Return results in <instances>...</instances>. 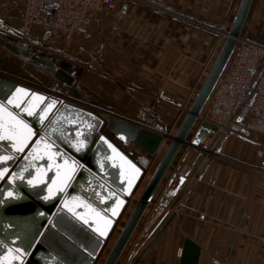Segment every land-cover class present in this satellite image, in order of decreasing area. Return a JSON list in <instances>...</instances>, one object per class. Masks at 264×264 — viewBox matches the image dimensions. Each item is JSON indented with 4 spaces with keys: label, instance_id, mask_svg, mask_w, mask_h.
<instances>
[{
    "label": "crops",
    "instance_id": "crops-1",
    "mask_svg": "<svg viewBox=\"0 0 264 264\" xmlns=\"http://www.w3.org/2000/svg\"><path fill=\"white\" fill-rule=\"evenodd\" d=\"M4 1L3 12H19L20 16V4ZM238 7L239 0H132L128 14L120 22L105 23L101 63L83 73V98L65 95L61 91L64 84L57 79L51 87H42L22 80L9 69L0 72L91 109L106 107L111 96L152 102L161 116L169 118L167 125L175 133L205 81L204 64L218 42L225 43L222 29H230ZM109 13L104 11L99 16ZM245 26L260 31L264 37V0H254ZM5 33V37L16 38L9 31ZM9 54L8 51L6 56ZM10 59L13 60L11 56ZM127 113L124 110L121 114ZM196 125L197 132L180 150L118 264H135L174 213L176 217L145 255L147 262L179 264L178 253L189 236L201 247L198 264H264V163L257 155L259 139L248 131L234 129L225 134L210 133L205 143L196 144L194 138L202 123L197 121ZM216 134L220 138L214 146L219 151L207 152L208 142ZM125 148L131 149L134 158L147 167L136 191L138 197L161 157H149L135 145ZM188 165H193L194 170L184 177L181 172ZM133 202L124 209L97 264H103Z\"/></svg>",
    "mask_w": 264,
    "mask_h": 264
},
{
    "label": "water",
    "instance_id": "water-1",
    "mask_svg": "<svg viewBox=\"0 0 264 264\" xmlns=\"http://www.w3.org/2000/svg\"><path fill=\"white\" fill-rule=\"evenodd\" d=\"M253 3L254 0L240 1L228 31V38L174 135L159 134L141 128L132 121L113 116L106 111H97L82 106L58 94L0 74V103L7 104V99L12 98L17 88L25 89L29 95L22 98L21 108L8 107L32 127L36 133L33 140L40 136H47L52 127L57 128L58 131L51 134L49 141L54 142L55 150L62 154V160L57 162L62 163L63 160H67L69 164L75 162L76 165L72 180L69 181L65 190L57 192L55 191L57 185H52L53 196L48 200L44 197L49 195L48 185L51 184V178H55V169L48 173L47 183L36 188L27 184V179L35 175V169H30V173H25L24 181L9 184L7 176L4 181H0V264H97L123 217L124 209L130 203L147 171V167L137 161L131 149L127 150L125 146L135 145L140 151L153 157L159 152L163 141L168 136L171 138L168 147L103 262V264H118L149 204L181 148L186 144L187 138L225 70L238 39L242 35ZM44 9L53 14L54 21V8L44 7ZM0 44L5 45L22 59L53 74L66 86L73 87L76 84L75 74L78 68L71 61L60 59L51 53L26 48L27 42L11 36L6 39L0 37ZM263 69L264 67L251 91L262 75ZM74 91L73 97L83 98V95L76 89ZM33 94L45 98L40 109L51 101L56 102L43 123L39 121L40 109H37L36 116H27L22 112L23 107L31 101ZM247 110L248 106L243 114ZM131 119L136 120L137 118L131 115ZM49 121L55 123L50 125ZM89 125L92 127L90 128ZM166 129L168 131V126ZM235 129L238 127L236 126ZM210 132L218 133L219 127L212 122L205 121L194 138V142L203 143ZM80 140L84 141L85 147L81 151H76L73 145H77ZM105 140L108 143H105ZM0 143L4 144V147L0 148V155L20 157L8 162L9 175L12 172H18L27 163L22 159L24 154L14 153L8 142ZM109 144L128 163L121 161L112 148L108 147ZM31 146L30 144L29 147ZM27 151L28 149L25 150ZM41 164L46 165L47 161L37 162L38 166ZM9 191L17 198H10ZM101 196L105 198L104 202H101ZM73 197L79 199L73 200ZM81 201L83 204L91 205V208L112 221L107 228L106 236H100L97 231H94L97 227L103 229L104 222L90 209L84 207ZM120 201L123 203L120 204ZM70 208L72 211H69ZM113 210H115V215ZM74 212L89 222L85 224L83 219H78L77 215L73 214ZM175 217L176 213L169 217L156 237L136 258L135 264H153L144 260V257ZM200 252L201 247L191 237H186L179 264H198ZM14 257L19 259H14Z\"/></svg>",
    "mask_w": 264,
    "mask_h": 264
},
{
    "label": "built area",
    "instance_id": "built-area-1",
    "mask_svg": "<svg viewBox=\"0 0 264 264\" xmlns=\"http://www.w3.org/2000/svg\"><path fill=\"white\" fill-rule=\"evenodd\" d=\"M131 1L7 0L9 4H20L22 7L19 19H17L18 22L11 25L13 32L10 33L17 39L22 38L29 42L54 41L58 37L70 42L75 36L85 33L92 21L104 11H109L119 17L127 15ZM44 7L54 8V21L52 19L53 14L46 11ZM228 31L226 28L222 29V39L224 41L228 38ZM223 43L222 41L218 42L212 54L208 57L204 64L203 74L208 73L212 68ZM263 67L264 43L252 40L246 35H241L198 121L201 123L209 121L218 125V133L225 134L234 130L236 126L239 130L248 131L253 138L259 139L257 155L264 163V69L251 91ZM247 106L248 110L243 114ZM108 112L130 121L133 120L129 119V116L120 115L112 109ZM134 116L137 118L134 122L141 128L159 134L170 133V131H166L167 124L158 115L153 114L149 107L142 108L140 113ZM208 138L209 136L204 143ZM168 139L167 136L161 147ZM193 170L194 166L188 165L182 170L181 174L187 177ZM179 189L183 190L182 187ZM145 237L147 238L148 234H145ZM182 251L180 249L179 256H182ZM211 264L219 263L213 262Z\"/></svg>",
    "mask_w": 264,
    "mask_h": 264
},
{
    "label": "rangeland",
    "instance_id": "rangeland-1",
    "mask_svg": "<svg viewBox=\"0 0 264 264\" xmlns=\"http://www.w3.org/2000/svg\"><path fill=\"white\" fill-rule=\"evenodd\" d=\"M240 1L241 0H239V3H240ZM4 4H5L4 0L0 1V36L1 37L2 36L5 37L7 35V33H5V32H7V31L13 32V30L9 27L12 24H16V22H18L17 18L19 16V14H18L19 12L17 13V15L16 14L14 15V13H12V15L10 13L7 15L5 12H3ZM124 17L125 16L119 17L113 13H109V14L103 15V16L98 15L92 21L89 29L85 33L75 36L70 42L65 41L62 37L61 38L58 37V39H56L54 41H51V40L50 41H44V42L40 41V43L28 42L27 48H33L35 51L40 50V51H43L44 53H51V54L59 57L60 59L71 61L74 64V66L76 68H78L77 69L78 72L75 74V80H76L75 83L76 84L73 87H68L64 84L63 88L61 90V91H63V93L65 95L67 94L69 97H73L72 93L75 92L74 89H76L79 93L82 94V89H83L82 77H83V73L86 71V69L89 67H94V68L98 67V64L101 63V61L99 60L100 56H101L100 42L103 40L102 39L103 38L102 33L104 31L105 23L106 22L112 23V24H114L115 22L118 23V22H120V19H122ZM230 27H231V25H230ZM244 28L245 29H244V32L242 33V35L245 34L246 36L251 37L252 40H255V41L256 40L257 41L258 40L259 41L264 40L263 34L260 35V31H255V29H253L251 27L248 28V26L247 27L245 26ZM8 51L10 53L9 57L6 56L8 54ZM10 56L13 58V60L10 59ZM24 65H26V66H24ZM7 69H9V71L15 73L17 76H20L21 79L23 78L22 80L29 81V82L32 81L35 85L39 84L42 87H44V86H48V87L50 86L51 87V85H50L51 83H57L56 77L53 74L45 71L44 69H41L40 67H37V66L31 64L29 61L22 59L21 57L15 55L13 52H11L5 45L0 44V70L5 71ZM208 73H209V71H208ZM208 73H207V75H208ZM0 74H2V73L0 72ZM2 75H5V74H2ZM6 76H8V75H6ZM206 76H205V78H206ZM144 107H149L153 114L158 115L167 124V119H169V118L161 116L157 107H155L152 102H149V103L142 102V101L132 102V101H126L124 98H117V97L111 96L109 98V103H107L106 107H101V108L97 107L94 110H97V111L101 110V111H106L107 113H109L108 110L112 109L116 112H119L120 115H122L121 113L124 110H126L129 112V114L127 113L125 116H129V119H131L132 114L138 115L140 113V111L142 110V108H144ZM186 112H188V111H186ZM185 114H187V113H185ZM185 114L183 115V117L186 116ZM113 116H115V115H113ZM147 116H149V115H147ZM122 118L125 120H128L124 117H122ZM183 119H182V121H183ZM128 121H130V120H128ZM132 122L135 123L134 119L132 120ZM167 126H168V132H169L171 129V126L170 125H167ZM196 127H197V125L194 126V128L192 129L189 137L187 138V142H186V144H184V146L190 144L191 137L197 132ZM231 131H233V130H231ZM175 133H172L170 131L169 134L174 135ZM213 137L214 138H212V140H210V142H208L209 144L207 147L209 150L207 152H212V151L218 152L219 151V148H215L214 145H215V142L218 140V138H220V134L218 136L216 134V136H213ZM170 140H171V138H169L167 140L168 144L164 145L163 150L160 151V153L156 154V155H159L160 157H162L164 151L166 150V148L168 147V145L170 143ZM212 154L214 155V153H212ZM135 195H136V193L134 194V197L131 199L129 205H132L131 203L133 200H134L133 204H135L137 199L140 197V196L135 197ZM126 214H127V209H126ZM128 216H129V214H128ZM126 218H127V216H126ZM125 222H126V220H125ZM125 222H123V224ZM145 234H147V233H145ZM145 234H144L145 244H147L148 237L146 238Z\"/></svg>",
    "mask_w": 264,
    "mask_h": 264
},
{
    "label": "snow or ice",
    "instance_id": "snow-or-ice-1",
    "mask_svg": "<svg viewBox=\"0 0 264 264\" xmlns=\"http://www.w3.org/2000/svg\"><path fill=\"white\" fill-rule=\"evenodd\" d=\"M29 93L23 88H17L15 94L12 98L7 99V104L0 103V142H8L14 153L16 154H24L22 159L27 161V163L18 171L10 172V161H15L20 158L17 155H0V181H4L7 176V183L15 184L16 181H24L25 173H30V169H35V175L31 176L27 179V184L33 188L38 187L41 184H46L48 181V173L55 169V178H51V184L49 187V195L45 196L44 199H51L53 196L52 185H57L55 191L63 192L65 188L68 186L69 181L72 180L73 174L76 170L75 162L69 164L67 160H63V162H57L58 160H62V154L55 150L54 142H49L52 133L58 131L57 128L52 127L47 136H40L33 140V137H36V133L33 131L32 127L21 118L20 115L15 114L8 106H11L13 109H20L21 104L23 103V97H27ZM43 96L32 95L31 101L28 102L26 107H23L22 112L26 113L27 116H36L37 109H40V105L44 103ZM32 101H36V103H32ZM56 102L51 101L45 107L40 109L39 121L43 123V121L47 118L49 111L55 106ZM55 123L54 121H49V124ZM91 128L92 126L89 125ZM61 135L63 133L61 132ZM123 139V137H121ZM105 143H108L106 140ZM30 144L32 145L31 147ZM43 145V148H41ZM4 144L0 143V148H3ZM76 148V151H81L85 147V143L83 140H80L77 145H73ZM109 148H112V151L116 153V155L120 158L124 163H128L124 160L123 156H120L116 149L112 147L111 144L108 145ZM28 149L27 152L25 150ZM39 161H47V164L37 165ZM134 167V166H132ZM101 168H103V164H101ZM138 172V169L136 170ZM112 195V194H110ZM8 196L10 198H17L13 196L11 191L8 192ZM78 197H73V200H78ZM101 202L105 201L103 196L100 197ZM120 204L123 202L120 201ZM81 204L90 209L92 213L95 214L101 221L104 222L105 227L103 229L97 227L94 231H97L100 236H106L107 228L111 225L112 221L109 220L106 216L101 215L100 212L96 211V209L91 208V205ZM69 211H72L70 208ZM74 215H77L75 212ZM113 214L115 215V210H113ZM78 219H83V222L87 224L89 221L85 219L83 216L77 215ZM14 259H19L18 257H14Z\"/></svg>",
    "mask_w": 264,
    "mask_h": 264
},
{
    "label": "trees",
    "instance_id": "trees-1",
    "mask_svg": "<svg viewBox=\"0 0 264 264\" xmlns=\"http://www.w3.org/2000/svg\"><path fill=\"white\" fill-rule=\"evenodd\" d=\"M249 16H250V14H249ZM249 16H248V19H249ZM248 19H247V21H248ZM244 29H245V28H244ZM244 29H243V32H244ZM243 32H242V33H243Z\"/></svg>",
    "mask_w": 264,
    "mask_h": 264
},
{
    "label": "flooded vegetation",
    "instance_id": "flooded-vegetation-1",
    "mask_svg": "<svg viewBox=\"0 0 264 264\" xmlns=\"http://www.w3.org/2000/svg\"><path fill=\"white\" fill-rule=\"evenodd\" d=\"M0 37H1V36H0ZM2 38L6 39L7 37H2ZM26 48H27V46H26Z\"/></svg>",
    "mask_w": 264,
    "mask_h": 264
}]
</instances>
